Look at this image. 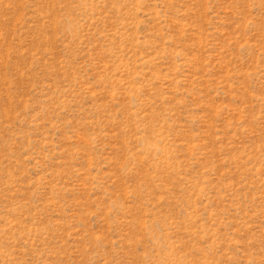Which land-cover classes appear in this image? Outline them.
Wrapping results in <instances>:
<instances>
[{
	"label": "rangeland",
	"instance_id": "rangeland-1",
	"mask_svg": "<svg viewBox=\"0 0 264 264\" xmlns=\"http://www.w3.org/2000/svg\"><path fill=\"white\" fill-rule=\"evenodd\" d=\"M0 264H264V0H0Z\"/></svg>",
	"mask_w": 264,
	"mask_h": 264
}]
</instances>
